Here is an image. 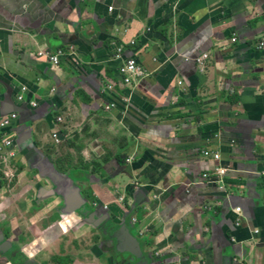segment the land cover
<instances>
[{"label":"crops","instance_id":"crops-1","mask_svg":"<svg viewBox=\"0 0 264 264\" xmlns=\"http://www.w3.org/2000/svg\"><path fill=\"white\" fill-rule=\"evenodd\" d=\"M262 40L264 0H0V264H118L121 227L150 264H264Z\"/></svg>","mask_w":264,"mask_h":264},{"label":"built area","instance_id":"built-area-1","mask_svg":"<svg viewBox=\"0 0 264 264\" xmlns=\"http://www.w3.org/2000/svg\"><path fill=\"white\" fill-rule=\"evenodd\" d=\"M110 10H113V6L109 7ZM135 40L131 41V44H135ZM260 47L264 48V40L260 42ZM123 46H119L117 49L116 57L123 58ZM64 51L62 49L57 51H50V50H43L39 52L40 57L44 56L48 58V61L51 62L53 65L59 66L61 63V58L64 55ZM208 55L204 54L202 56H199L196 58V61L200 64L204 58H206ZM119 72L122 75L123 82L127 86H130L134 79L137 77H145L150 74V72L138 61L137 57L134 55H131L129 57H126L123 59V62L119 68ZM112 86H109L111 88ZM28 92V88L26 86H23L20 90V93L17 96V101L21 103H26L28 100L26 98ZM28 103L31 105V107L36 108L38 107V103L36 101H28ZM115 105L111 104L108 108H114ZM19 118V114L17 112H13L7 116H4L0 120V128L4 131H8L12 125H14L15 121H17ZM12 135V134H11ZM10 134H3L0 139V157L3 158H10L13 159L15 154V142L13 135ZM54 137L56 138L57 142L60 143V134L55 133ZM204 154L206 156H214L216 159H220L218 154L210 153L209 151H204ZM130 161V160H129ZM227 170L225 168L219 167L216 169V173L218 176L223 177L226 175ZM204 179H209L210 175L205 174ZM105 209H108V206L104 207ZM238 212L241 211L240 208L237 209ZM133 222H136V219H133Z\"/></svg>","mask_w":264,"mask_h":264},{"label":"water","instance_id":"water-1","mask_svg":"<svg viewBox=\"0 0 264 264\" xmlns=\"http://www.w3.org/2000/svg\"><path fill=\"white\" fill-rule=\"evenodd\" d=\"M125 225V222H124ZM120 233L115 236L113 239H118V249L116 261L118 264H150L149 259L144 255L141 250L139 241L124 227L119 228ZM0 250V255L5 252V249L9 246L10 243L6 241L2 245ZM126 247V250H123ZM129 254V257L125 255Z\"/></svg>","mask_w":264,"mask_h":264}]
</instances>
